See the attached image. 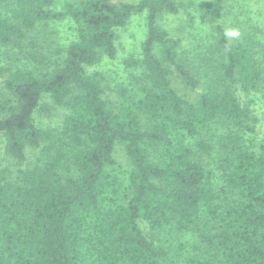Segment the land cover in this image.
Returning <instances> with one entry per match:
<instances>
[{
  "label": "trees",
  "instance_id": "1",
  "mask_svg": "<svg viewBox=\"0 0 264 264\" xmlns=\"http://www.w3.org/2000/svg\"><path fill=\"white\" fill-rule=\"evenodd\" d=\"M195 6L0 0V53L48 69L0 62V135L19 166L0 168V264H179L140 222L196 239L190 264H264V137L246 138L258 119L252 101L240 100L262 87L264 65L253 42L231 41L218 24L214 65L184 60L162 19ZM223 8V0L200 6L209 23ZM138 15L141 59L126 60L138 73L112 95L87 69L115 59L116 31ZM64 21L76 37L60 62L24 49L31 33ZM175 75L201 88L195 100L172 87ZM55 108L65 112L61 123L38 126L35 113Z\"/></svg>",
  "mask_w": 264,
  "mask_h": 264
},
{
  "label": "rangeland",
  "instance_id": "2",
  "mask_svg": "<svg viewBox=\"0 0 264 264\" xmlns=\"http://www.w3.org/2000/svg\"><path fill=\"white\" fill-rule=\"evenodd\" d=\"M58 5L65 1L56 0ZM138 0H110L111 3L129 2ZM210 0H196V6L192 11H180L174 15H167L162 19L164 28L172 38L180 40L181 53L184 60L188 61L194 68L209 70L218 59V51L215 45L214 27L218 24L222 26L231 41L250 40L256 46L260 63L264 65V0H223V11L221 18L215 23H209L201 15L200 6ZM145 17L138 15L131 18L128 24L116 31V57L113 60L103 58L102 61L87 69L88 72H100L106 79V85L110 91L121 84H128L129 76L138 73V69L130 68L126 60L141 59V43L145 37ZM75 29L71 22L51 23L46 28H39L29 35L31 43L35 45L30 49L31 43L25 42L24 49L37 54V59L60 62L64 58L65 47L75 39ZM3 52V51H2ZM12 54V53H11ZM10 53L4 55L0 53V62L3 66L15 65L36 69L42 72L48 71L45 66L38 67L28 61L22 60V56L17 53L12 56ZM13 67V68H14ZM1 82V79H0ZM171 85L177 93L186 99L193 101L201 92V88L193 91L185 87L180 79L175 75L171 77ZM112 94V93H111ZM114 95V94H112ZM242 102L251 100V107L258 119L256 132L246 138L261 140L264 137V80L263 85L257 93L241 96ZM44 103L52 106L51 101L45 97ZM53 107V106H52ZM65 112L62 109H54L49 115L35 113V118L40 127H54L61 123ZM118 160L123 163L122 153L117 151ZM208 166L213 168L214 164L209 161ZM8 167L16 171L19 166L9 159L4 152V137L0 135V168ZM140 227L144 234L155 243L164 244L173 254L179 264H190L188 258L193 257L192 247L197 242L192 236L181 233L176 234L167 231H150L146 223L140 222Z\"/></svg>",
  "mask_w": 264,
  "mask_h": 264
}]
</instances>
